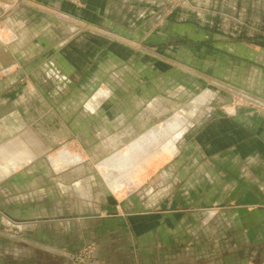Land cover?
I'll return each instance as SVG.
<instances>
[{
	"label": "crops",
	"instance_id": "crops-1",
	"mask_svg": "<svg viewBox=\"0 0 264 264\" xmlns=\"http://www.w3.org/2000/svg\"><path fill=\"white\" fill-rule=\"evenodd\" d=\"M3 1L11 2L18 8L11 11L12 13L7 11L10 13L8 24L5 29L0 30V81H4L3 78L7 76H13V78L7 80L8 84L11 83L9 86H13V88H9L10 90L0 89V180L17 178L19 177L18 174L28 166L30 167L35 161L44 162L49 160V165L44 163L47 169L44 171L45 175H42V178L46 179V183H49L45 184L44 194L50 201L59 200L57 204H60V209L58 208L61 211L60 213L67 212L64 215L61 214V216L46 218L50 219L49 222L38 226V229L35 226L32 227L34 224H31L28 228L29 238L44 242L50 248L55 247L71 251L93 245L95 256L110 264H229V258L232 257L237 260L239 250L243 246L239 242L244 241V234H242L245 227L242 218L244 217V210L241 206L234 207L235 205L229 206L225 203L214 204L213 199L208 198V202L204 200V204L197 206L204 207L200 208L202 210L196 209L192 212L183 213L175 197L167 201L162 197V201H160L158 196H154L153 198H157L158 205L162 202L157 209L150 205H143L141 200L134 199V195L145 187L153 177L156 176L158 182L160 179H163L164 182V179L169 178L170 174L174 177V169L171 173L165 170V167L177 161L175 159L177 158V147L174 140L166 141V143H171L175 149L174 153L168 154L167 148H164L166 134L168 130L178 134L186 125L193 126L189 119H186L187 117L181 115L182 111L185 114L188 113L190 117L195 116L201 112L203 108L201 105H195L188 111V106L183 109L182 106H175V108H169L168 111L163 105H160L161 107L158 109L148 107L140 114L139 119H130L137 110L135 108L142 104V101L135 95L134 103L138 104L136 106L124 105L126 107L122 109V116L118 119L117 114L119 112L115 111L114 107L110 105L101 107L98 105L97 100L103 97L104 102L115 101L113 98L118 95V87L112 82L116 81V75H111V78L107 80L109 84L107 82V84H100L101 79L98 76L100 73H86L87 75H84L85 77L82 78L83 83L77 89L78 92H82L84 97L87 98L85 91L89 90L91 93L96 89L98 90H96L97 92H95L92 101L86 105L91 110L87 109L86 112H81L78 109L76 111L83 115L80 116L82 120L88 119L86 114H91L93 116L92 120L95 119L97 114H102V116L107 114L103 116L104 118L99 115L96 116L99 120L105 119L101 120L104 126H99L98 120L93 121L94 129L98 126L100 130L108 132L105 142L116 144V138L114 137H117V133L120 138H123L120 144L123 143V140L127 142L128 139H134L126 144L131 147L129 152L120 151L115 158H110L103 163L105 167L121 170L135 165L133 162L138 164L143 161H161L166 157H172L158 167L136 190L122 199L118 197V192L113 190L115 183L107 185L105 181L101 180L100 171L98 173L94 169L95 163L108 156L98 154L93 159L90 150L105 142H93L88 154H86L88 158L84 155L76 158L67 152L69 155H65L62 162L55 165L61 154H58L55 158L52 157L56 155L50 153L55 144L54 140L68 135L69 126L58 123L55 109L51 105V107H47L46 103L43 108L42 101L38 99L51 96L48 93L49 90L42 86L47 75L43 77L41 74L40 77H37V75L33 77L31 80L36 85L32 84L33 86L24 87L25 91H22L19 85L16 86V57H18L16 45H29L30 49H35L37 52L41 51V53L46 50L50 52L56 50L58 52L55 55L63 57H68V50L74 49L71 45H85L86 50L89 49V51H93L98 45H109L108 52L110 56L108 58L111 61L112 58L116 59L118 55L116 54L117 49H119L117 45H143V43H149L150 39H155L157 43L162 45L167 38L172 37L175 40L186 36L192 40L198 36L199 39L206 40L209 38L207 35H212V29L207 27L209 20L206 18L217 17L216 14L212 13L214 9L217 8L218 10L225 7L233 9L236 13L234 15L229 13V16L219 15V17L224 16L221 18L223 19L222 23L229 26L236 23V30H242L240 36L236 31V38L245 41V33L249 28L244 27V21H247L250 17L253 21V30L251 31L253 36L258 35L260 38L264 36V0H187L185 2L188 4L186 5L189 11L187 14H184L186 7L183 8L184 10L177 9L178 3H176V0ZM174 4H176V7ZM22 5L26 9H22ZM2 11L5 14L7 13L4 9ZM230 16L238 18V22L229 20ZM198 18H201V20H198ZM233 29L234 27L230 28V31L234 32ZM117 34L125 38L118 40ZM128 34H139L142 38L134 43L126 39L133 38ZM237 45L241 44L238 43ZM258 45H264V43L260 41ZM239 50L241 48H238ZM240 53L241 51L237 52L235 56L243 55ZM45 55L48 56L47 53ZM254 55L256 58L254 57L253 60L261 66V68L254 66V72L258 70L259 73L254 74L259 78L264 77V49L259 50ZM119 57L121 56L119 55ZM124 62H126L125 65L133 63L132 59L129 61L125 59ZM236 63V67H239L238 74H241L245 64L240 60H236ZM82 64L87 66L84 61ZM145 65L148 66L147 64L143 66ZM156 75L158 76L159 72ZM142 76H144L143 73L141 78H148ZM241 77V81H244V77ZM262 80L264 81V78ZM100 85H105L108 88L106 90L102 89ZM60 93V97L65 96L63 91ZM208 93L210 92L206 91V94L210 96ZM236 95L242 101L249 97L255 98L254 95L244 92V90H238ZM17 97L20 100H16ZM206 97L203 98L204 101H206ZM26 101L28 106L21 107L26 105ZM206 109L209 111L205 113L204 123H198V133L195 137L194 135L190 136L189 139H194L193 146L204 147L202 152L209 168H212L211 163L218 162L222 165L223 173L227 170L226 175L229 174V168L232 166V169L235 170L232 176L237 179L244 178L239 163L246 157L251 156L257 157L254 159H258V163L263 165L264 169V106L250 108L243 104L229 106L226 109L221 107L219 109L222 111L216 112L218 114L225 112L227 115L220 118L210 115L214 113L212 108L206 107ZM165 113L177 114L172 117V120L177 119L176 123H178L170 126L173 129H170L168 125V127L153 126L155 123L164 120ZM21 114L25 117L21 118ZM84 124L81 121V123H77L76 128L85 130L86 125ZM201 126L203 127L201 128ZM150 127L154 128L147 131ZM112 130L114 133L117 130L119 132L113 134ZM128 131L130 132L129 135ZM151 132H154L152 137L155 138V142L151 146L160 144L162 149L159 148L160 150L157 149L158 151L149 153L148 147L150 148L149 144L153 140L150 137ZM67 146L64 148L67 149ZM132 147L137 152H131V150L133 151ZM164 149L167 152L163 153ZM196 155L194 154V156ZM122 160L127 164L118 166ZM89 163L91 168L85 169V165ZM174 165L171 167L173 168ZM33 168L23 174L25 177L35 179V183L29 185L31 198L40 195L41 191L37 188L40 185L37 179L41 176L35 174L37 170H34L36 167ZM206 169L208 168L206 167ZM253 172L254 179L264 180V170L254 168ZM105 176L109 179L113 177V174L110 172ZM163 187L162 189H165ZM252 187L254 188L250 193L254 195L253 206L256 209H264V206L263 208L261 206L262 197L259 198V195H264V187L258 183H255ZM237 188L244 190L242 186ZM242 207H244V204ZM217 208L227 211L232 209V213L236 214L231 223L227 219L220 220L221 226L229 228L235 226L236 231L241 232L237 235L236 242L234 239L231 240L233 242L231 245L226 237L214 234L212 222L214 211ZM145 209L150 210V212H137ZM112 210H114L112 213L109 212ZM259 212L261 211L255 214H259ZM81 215L95 216L75 217ZM69 216L74 218L52 220L55 217ZM3 225H5V219L0 215V229ZM247 225L256 228L253 230V234L249 236L252 241L264 240L262 239L264 235L262 236L260 232L262 230L260 227L264 229V223L248 222ZM232 229L234 231V227ZM19 250L21 249L19 248ZM233 255H236V257H233ZM236 264H243V260Z\"/></svg>",
	"mask_w": 264,
	"mask_h": 264
},
{
	"label": "rangeland",
	"instance_id": "rangeland-1",
	"mask_svg": "<svg viewBox=\"0 0 264 264\" xmlns=\"http://www.w3.org/2000/svg\"><path fill=\"white\" fill-rule=\"evenodd\" d=\"M185 2H187V0H176V3H178L177 9L182 10L186 7V9L184 8L185 10L183 9L186 12H183L187 14L189 11L186 5L188 4ZM12 5L11 2L0 0V30L5 29L8 24V15L10 13L7 11H15L18 8L16 5H13L15 7ZM174 5L176 7V4ZM21 8L26 9L24 6ZM3 9L6 10V14L2 11ZM215 10H217V8L214 9L212 13L216 14L217 17L212 16V19L206 18L209 20L207 27L212 29V35H207L209 38L206 40L199 39V36L194 40L187 36L181 39L176 38L175 40H173L172 37H165L167 39L164 40L165 43L162 45L157 43L155 39H150L149 43H143V45H117L119 49H117L116 54L118 55L116 59L112 58L111 61H109L108 58L110 56L108 52L109 45H98L99 47L96 46L93 51H89V49L86 50L85 45H71L74 49L68 50V57H63L61 55L56 56L55 54L58 52L56 50L52 52L46 50L41 53V51L37 52L35 49H30L29 45H16V54L18 53V57H16V86L19 85L21 90L25 91L24 87L36 85L35 82L31 80L33 77H36V75L40 77L41 74L43 77L47 75L46 80L44 79L45 83L42 86L46 90H49L48 93H50L51 96L38 99L42 101L41 104L43 108L47 104V107L52 106V108L55 109L59 121L58 123L69 126V134L66 135L67 137L65 136L58 140H54L55 144L50 152L52 155L56 154L52 156L54 158L57 157L58 154H62L63 151L70 153L76 158L83 157V155L88 158L86 154H88L89 148H91L93 142L102 143L107 140L108 132L100 130L98 126L94 129L95 127L93 126L96 120H98L99 126H104L101 120H105L103 116L107 114H103V116L102 114H97L103 117L101 120L96 117L97 115L95 119L92 120L93 116L91 114H86L88 119L82 120L80 116L83 115L76 112L78 109H80L81 112H86L87 109L91 110V108H88L89 106L86 105L92 101L95 97V92H97L96 90H98L96 89L91 93L89 90L85 91V96H88L87 98L84 97L82 92H78L77 89L83 83L82 78L89 73H100L98 74L101 79L100 84L108 83L107 80L111 78V75H116V81L112 82V84L114 83L116 87H118V95L113 98L115 101L104 102L105 100H103V97L97 100L99 102L98 105L101 107L108 105L114 107L113 109L119 112L117 114L118 119L122 116V109L126 107L124 105L136 106L138 104L134 103L135 95L142 101V104L138 105V108H135L137 110L132 114L130 119H139L140 114L148 107L158 109L161 107L160 105H163L168 111L169 108H175V106H182V109L188 106V111L195 105H201L203 107L201 112L197 113L195 116L193 115L190 117L188 113H186V115L182 111L181 115L187 117L186 119H189L193 126L190 127L186 125L178 134L169 132L170 130H168L166 134L164 148H167L168 154L174 153L175 149L171 143H166V141L174 140L177 147V158H175L177 161L165 167V170L168 172L174 169V177L170 174V177L165 178L164 182L163 179H160L158 182L156 176L153 177L145 187L134 195V199L141 200L143 205H150L157 209L162 203H160L162 197H164L166 201L175 197L183 213L192 212V210L196 209L202 210L200 208L204 207L197 206L199 204H204V200L208 202V198L211 200L213 199L214 204L225 203L229 206L235 205L234 207L241 206L244 210V217L242 218L245 222V227L242 233L244 234V241H240L239 243L240 245L243 244V246L242 249L239 250V258L236 260V258L231 257L228 259V262L229 264H236L243 260V264H264V240L252 241L249 236L253 234V230L256 228L255 226L250 227L247 225L248 222L264 223V212H262L264 209H256V207L253 206L254 195L250 193L255 183L264 187V180L254 179L253 175V169L255 168L256 170L262 171L264 170L263 165L258 163V159H254L257 157H246L239 163L245 177L240 179L234 178L232 173H234L235 170L232 169V166L229 168L228 175L225 173L227 170L223 173L224 170L222 169V165L218 162L211 163L212 168L210 169L209 164L204 160V153L202 152L204 147L193 146L194 139H189L190 136L194 135L195 137L198 133V123H204L203 118L206 115L205 113L209 111L206 107H210L212 111H214V113L210 114L212 117L220 118L223 115H227L225 112H223V114H218L216 112L222 111L219 109L221 107L226 109V107L229 106L243 104L250 108L264 106V96H262L264 95V81L262 80L264 77L261 76L259 78L254 74H259L258 70L254 72V66H258L259 68H261V66L253 60L255 57L254 53L264 49V45H258L260 41L264 43V36L261 37L262 39L258 37V35L253 36L251 32L253 30V21L250 17L247 21H244V27L249 28L245 33V41L237 39V32L240 36L242 30H236V23L230 26L226 25V23H222L223 19L221 18L224 16L219 17V15L229 16V13L234 15L236 11L227 7L219 8L217 11ZM199 19L201 20V18H198V20ZM228 19L238 22V18L235 16H230ZM232 27H234V32H231L232 30L230 31ZM116 36L118 40H123L124 36L119 34ZM128 36H133V38L129 37V39H126L134 43L140 41V38H142L139 34H128ZM238 43L241 45H237ZM138 44H140V42H138ZM19 47L21 49H17ZM238 48H241V50L238 51ZM240 51V54L244 56L239 55V57H236L235 54ZM46 53L48 56L45 55ZM119 55L121 57H119ZM130 58L133 63L131 65H125V59L129 61L131 60ZM236 60H240L245 64L241 74H238L239 67H236ZM83 61L87 66L82 64ZM142 64H147L148 66H143ZM158 72L159 75L157 76L156 74ZM142 73L144 74L142 77L148 78H141ZM241 76L244 77V81H241ZM9 78H13V76H7L3 78L5 79L4 81H0V89L10 90L9 88H13V86H9L11 83L8 84L7 80ZM105 85L100 86L102 89L106 90L108 87H105ZM238 90H244V92L254 95L255 98L249 97L242 101V99H238L236 95ZM62 91L65 93L64 97H60V92ZM206 91L210 92L208 93L210 96L206 94ZM204 97L207 98L206 101L203 100ZM16 100H20L19 97H17ZM25 104V106L22 105L21 107L28 106L27 101ZM83 106L85 107L83 108ZM175 115L177 114L165 113L164 120L159 121L157 124L155 123L153 126H169L170 129H173L170 126H174V123L177 122V119L172 120V117ZM23 116L25 117V115L21 114V118ZM18 121L20 122V119ZM81 121L86 125L85 130H78L76 128L77 123H81ZM119 124L121 123L119 122ZM177 124L178 123H176V125ZM203 126H201V128ZM152 128L154 127H150L147 131ZM117 132L119 131H115V133ZM115 133L113 132V134ZM127 133L128 135L130 134L129 131ZM153 133L154 132L150 133V137L153 140H151L149 144L150 148L148 147L149 153L151 151L156 152L162 147L160 144L151 146L155 142V138L152 137ZM114 138H116V144L107 142L102 143L98 147H94L93 150H90V154L94 157L93 159H95L98 154L108 156L100 160V162L95 163L94 169L98 171V173L100 171V175H102L101 180L105 181L107 185L115 183L113 190L118 192V197L124 199L144 183L158 167L172 157H166L161 161H143L138 164L133 162L135 165L121 170L105 167L103 163L110 158H115L120 151L129 152L131 147L126 144L134 140L132 138L128 139L127 142L123 140V143L120 144L123 138H120L118 133L117 137ZM65 146H67V149L64 148ZM132 149L133 151L131 150V152H137L133 147ZM194 154L197 155L194 156ZM44 163L49 165L50 161H35L30 167L28 166L18 174L19 177L0 180L1 182L6 179L4 182L0 183V215L5 219V225L0 229V264H81V258H86L87 264H110L95 256L93 245H87L77 251H71L67 249H57L55 247L50 248L46 246L44 242L29 238L28 228L31 224H34L32 227L35 226L36 229H38V226L45 225L49 222L50 219L46 218L50 216H61V214L64 215L67 213H60L61 211L58 210L60 204L57 203L59 200L50 201L44 194L45 184H49L46 183V179L42 178V175H45L44 171L47 169ZM89 164H86L84 168H91V164ZM120 164L121 162L118 166H120ZM172 165H174L173 168L171 167ZM32 167H36V169L33 168L37 170L35 174L41 176L37 179V182H40V185L37 186L38 190H41L39 193L40 195H36L34 198H31L29 195V185L30 183H35V179L23 175L26 171H30ZM206 167L208 169H206ZM110 172H112L113 177L108 179L105 174L107 175ZM238 186L244 187V190L237 188ZM162 187L165 189H162ZM154 196H158V199H160L159 205L157 204V198H153ZM260 197H262L261 206L263 208L264 195L261 194L259 195V198ZM243 204L244 207H242ZM113 211L114 210L109 212L112 213ZM258 211L261 212L255 214ZM232 212V209L227 211L217 208L216 211H214L212 222L214 234L226 237L230 245L233 243L231 241L232 239L236 242L238 238L237 235L241 232L236 231L235 226H230V228L221 226L220 220L227 219L231 223L236 217V214ZM233 227L234 231L232 229ZM260 228L262 229L260 232L263 236L264 229L262 227ZM260 232L258 233L260 234ZM262 239H264V237ZM19 248L21 250H19ZM233 257H236V255H233Z\"/></svg>",
	"mask_w": 264,
	"mask_h": 264
},
{
	"label": "bare ground",
	"instance_id": "bare-ground-1",
	"mask_svg": "<svg viewBox=\"0 0 264 264\" xmlns=\"http://www.w3.org/2000/svg\"><path fill=\"white\" fill-rule=\"evenodd\" d=\"M164 152H167V151L164 149V150H163V153H164ZM65 155H69V154H68L67 152H64V151H63L62 154H61V156H60L59 161L56 162L55 165H59V164L62 162V160L64 159V156H65ZM126 164H127V163H125V162L122 160L121 165L124 166V165H126Z\"/></svg>",
	"mask_w": 264,
	"mask_h": 264
},
{
	"label": "water",
	"instance_id": "water-1",
	"mask_svg": "<svg viewBox=\"0 0 264 264\" xmlns=\"http://www.w3.org/2000/svg\"><path fill=\"white\" fill-rule=\"evenodd\" d=\"M137 212H150V210L148 209H145V210H142V211H137ZM90 216H95V215H81V216H75V217H82V218H86V217H90ZM73 216H69V217H63V218H72ZM59 218L61 217H55V218H52V220H58Z\"/></svg>",
	"mask_w": 264,
	"mask_h": 264
},
{
	"label": "built area",
	"instance_id": "built-area-1",
	"mask_svg": "<svg viewBox=\"0 0 264 264\" xmlns=\"http://www.w3.org/2000/svg\"><path fill=\"white\" fill-rule=\"evenodd\" d=\"M80 262H81V264H87L86 258H81Z\"/></svg>",
	"mask_w": 264,
	"mask_h": 264
}]
</instances>
